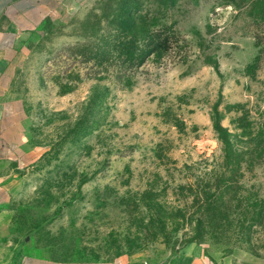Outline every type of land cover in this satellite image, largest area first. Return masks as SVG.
Segmentation results:
<instances>
[{"label": "rangeland", "instance_id": "1", "mask_svg": "<svg viewBox=\"0 0 264 264\" xmlns=\"http://www.w3.org/2000/svg\"><path fill=\"white\" fill-rule=\"evenodd\" d=\"M139 17L178 43L81 58ZM6 69L26 143L0 165V264L264 263V0H65Z\"/></svg>", "mask_w": 264, "mask_h": 264}, {"label": "crops", "instance_id": "2", "mask_svg": "<svg viewBox=\"0 0 264 264\" xmlns=\"http://www.w3.org/2000/svg\"><path fill=\"white\" fill-rule=\"evenodd\" d=\"M64 2L65 0H0V165L7 164L12 158L23 157L26 143L23 107L17 99L9 95L10 85L7 83L6 69V62L11 49L21 32V22L39 10L59 9ZM17 264L51 263L44 261L38 256L31 255ZM177 264L264 263L251 258H211L207 257L198 247L188 246L183 250L182 256Z\"/></svg>", "mask_w": 264, "mask_h": 264}, {"label": "trees", "instance_id": "3", "mask_svg": "<svg viewBox=\"0 0 264 264\" xmlns=\"http://www.w3.org/2000/svg\"><path fill=\"white\" fill-rule=\"evenodd\" d=\"M139 17L140 23L133 21L125 27L115 28L112 24L111 34L108 38L98 41L97 44H90L81 47V58L92 57L100 58L102 63L115 61L118 64L141 65L143 57L139 56V50L142 42H148L150 49V57L155 53H167L178 41L175 33L167 28L158 27L153 20H145ZM164 36V37H163Z\"/></svg>", "mask_w": 264, "mask_h": 264}]
</instances>
